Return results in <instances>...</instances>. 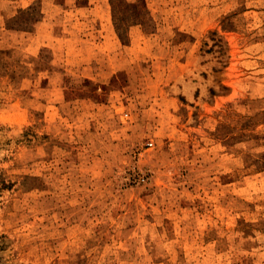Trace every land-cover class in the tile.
I'll return each instance as SVG.
<instances>
[{
    "label": "rangeland",
    "instance_id": "1",
    "mask_svg": "<svg viewBox=\"0 0 264 264\" xmlns=\"http://www.w3.org/2000/svg\"><path fill=\"white\" fill-rule=\"evenodd\" d=\"M0 264H264V0H0Z\"/></svg>",
    "mask_w": 264,
    "mask_h": 264
},
{
    "label": "built area",
    "instance_id": "2",
    "mask_svg": "<svg viewBox=\"0 0 264 264\" xmlns=\"http://www.w3.org/2000/svg\"><path fill=\"white\" fill-rule=\"evenodd\" d=\"M150 144H152V142H150Z\"/></svg>",
    "mask_w": 264,
    "mask_h": 264
}]
</instances>
